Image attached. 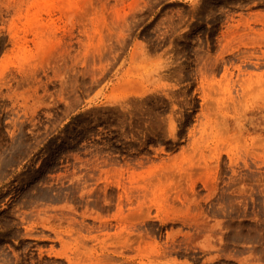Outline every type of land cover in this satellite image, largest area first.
Wrapping results in <instances>:
<instances>
[{"label": "rangeland", "instance_id": "obj_1", "mask_svg": "<svg viewBox=\"0 0 264 264\" xmlns=\"http://www.w3.org/2000/svg\"><path fill=\"white\" fill-rule=\"evenodd\" d=\"M175 157L216 190L127 206L130 263L264 264V0H0V264L112 242L72 228Z\"/></svg>", "mask_w": 264, "mask_h": 264}, {"label": "bare ground", "instance_id": "obj_2", "mask_svg": "<svg viewBox=\"0 0 264 264\" xmlns=\"http://www.w3.org/2000/svg\"><path fill=\"white\" fill-rule=\"evenodd\" d=\"M228 154H229V157L232 160V162L237 160V156L235 154H233L232 152H228ZM179 159L180 158H178V157L171 158L170 159L171 163H169V165L166 166L164 169H160L162 171L158 170L159 172L158 171L156 172V171L152 170L155 172V174H153L147 178L145 176L144 180L142 177V180L140 182H142L143 184H141L139 181L136 182L138 184L133 183L136 185V187L134 189L131 187L130 190H128L127 188L124 187L125 192L124 193L122 192L119 195L120 197H119L118 202H117L116 212L112 216L119 224V227L117 228V230L114 233L108 232V227H107L108 221L107 220H103L100 223L99 227H85V228L83 227V229L81 227L79 230H77L76 227L72 228L73 232L77 231V233L82 234V236L87 238V240L96 241V240H99V238L101 236H106V237H108V239H111V240L114 239L112 242L108 243L107 240L105 239L101 242H98L100 246L89 247L85 241H80V240L76 239L77 241H71L69 243L67 242V243L63 244L61 250H59V252H57V254H56L57 259H59V258L63 259L67 262V264H131L128 257L125 255V252L127 250H129L132 247V245L135 246L136 243L138 244V246H137V250L136 249L135 250L138 251V253L144 252L145 247L142 246V244L146 243V241L144 240L145 237L143 238L144 233L141 236L138 235L139 238L141 237V239L133 238V236L134 237H135V235L137 236V234L139 232L136 233V231H135V235H133L132 233H134V232L132 231V233H131L129 231V227H130L129 219L132 220V216H134L135 213H137V212H138L139 216L141 215L140 218L137 214L135 215L138 217V218L136 217L138 220L142 219L144 217V215H145V217H147L148 215H146L145 213L150 212L152 210L151 207L153 205H155L156 208L158 209V211L161 213V212H164V208L170 204L171 200H173V201L176 199L188 200L187 194H186L187 192H185L186 189L183 187V184H191V186L195 188V186L198 184V181L201 178H203V182L207 181L204 183L208 184V186L211 184V182L209 184L208 179L204 180V178H206L208 171L210 170L209 164H206V166L205 165H197L195 162H193V160H190L191 164L186 166L187 163L184 160L180 161ZM202 163L204 164V162H202ZM164 166H165V164H164ZM203 166H205V167H203ZM169 174H171V176H169ZM122 180H123V178L121 179V181ZM126 180H127V178H125V180H124L125 183L128 182ZM126 184H128V183H126ZM217 184H218V182H217ZM213 185H214V181H213ZM127 186L128 185H126V187ZM208 186H206V187H208ZM211 186H212V184L209 187L211 188ZM186 187H187V185H186ZM210 188H208V189H210ZM212 188H214V187L212 186ZM190 190L191 189H189V191ZM214 190H216V189H214ZM118 192H119V190H118ZM194 195H197V193ZM248 196H249V194H248ZM251 197L253 198V196H251ZM247 199H249V198H247ZM189 201L192 202V199L191 200L189 199ZM251 201H252V199H251ZM108 202H109V200H108ZM110 202H112V200ZM106 203H107V201H106ZM263 203H264V201H263ZM112 205H113V202H112ZM127 206L129 207V209L131 211H133V210L136 211V212L133 211L134 215L130 214L131 213L130 211H128V212L126 211ZM188 207H189V205H188ZM125 211L129 214H126ZM130 215H131V218H129ZM135 216L133 217V220L135 219ZM187 218H188V220L191 219L190 220L191 222H193V220H194V219L192 220V218L189 219V217H187ZM187 218H184V219H187ZM184 219H183V221L182 220L181 221L184 222L185 221ZM198 226L200 227V225H197V227ZM201 228H203V227H201ZM205 228H207V227H205ZM208 229L209 228L203 230L204 233L206 231H209ZM82 230H85L87 234H84V231H82ZM200 230L201 229L199 228V232H202V230L201 231ZM206 233H208V232H206ZM212 235H213V233L211 234V236ZM134 242H136V243H134ZM174 242H175V240H174ZM110 245H114L115 246L114 249H110L108 247ZM117 245H119L121 248V251H120V255L122 257L121 262H119L117 260V257H118L117 253L119 252V250H118L119 246H117ZM14 249H15V247H14ZM14 249H13V251H14ZM161 254L162 253H160V251H158L157 256H160ZM40 257L42 258V254L40 255ZM33 260H35V259H33ZM29 261H31V260L29 259ZM60 263L61 262H59L58 264H60ZM39 264H49V263L39 262ZM51 264H53V262Z\"/></svg>", "mask_w": 264, "mask_h": 264}]
</instances>
